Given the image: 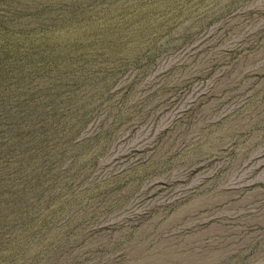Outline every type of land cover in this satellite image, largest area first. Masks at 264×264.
Segmentation results:
<instances>
[{"label": "rangeland", "instance_id": "rangeland-1", "mask_svg": "<svg viewBox=\"0 0 264 264\" xmlns=\"http://www.w3.org/2000/svg\"><path fill=\"white\" fill-rule=\"evenodd\" d=\"M0 264H264V0H0Z\"/></svg>", "mask_w": 264, "mask_h": 264}]
</instances>
